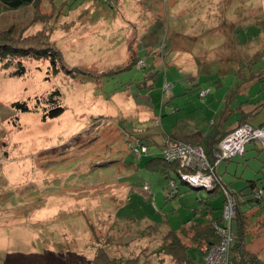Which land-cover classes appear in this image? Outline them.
I'll list each match as a JSON object with an SVG mask.
<instances>
[{
	"label": "rangeland",
	"instance_id": "1",
	"mask_svg": "<svg viewBox=\"0 0 264 264\" xmlns=\"http://www.w3.org/2000/svg\"><path fill=\"white\" fill-rule=\"evenodd\" d=\"M54 5L51 20L35 25L33 7L3 12L0 32L27 37L43 30L68 70L93 73L71 75L61 64L56 72L49 59L34 57L0 65V264H85L98 241L114 256L161 264L154 252L163 237L188 221L206 222V201L212 218L221 219L224 194L211 197L174 174L173 196L171 181L147 164L163 157V141L192 135L193 125L208 132L228 110L223 125L231 126L245 101L259 108L250 124H264V0ZM42 8L46 16L53 11L49 0ZM132 57L145 68L129 65ZM18 62L22 77L13 76ZM253 73L263 77L252 83ZM57 90L65 111L45 118ZM203 90L210 91L204 98ZM130 136L149 152L135 155ZM217 173L230 192L245 195L241 211L258 223L247 242L264 259V207L252 202L250 188L251 181L264 188L263 144L250 142ZM188 256L202 260L196 248ZM164 264L174 263L165 257Z\"/></svg>",
	"mask_w": 264,
	"mask_h": 264
},
{
	"label": "trees",
	"instance_id": "2",
	"mask_svg": "<svg viewBox=\"0 0 264 264\" xmlns=\"http://www.w3.org/2000/svg\"><path fill=\"white\" fill-rule=\"evenodd\" d=\"M44 2L45 0H0V14L6 11L11 12V11H17V10L33 7L35 11L34 15L36 20L33 22L32 25H35L39 22L45 23L50 21L51 18L53 17L55 12L54 10L55 5H54V0H49V2L53 5V9H52L53 11H51L49 15L46 16V14L42 12L43 9L42 6ZM28 57H34L36 59H49L50 63L53 65L56 72L59 70L58 65L61 64L65 68L64 70L71 75L74 73H78V74H83L85 76H91V74L93 73V72L91 73L89 70L86 72L84 70H68L64 65V59L62 53L57 48V46L54 45V43L50 42V34L46 33L43 30L38 31L36 34L27 37H25L24 35H17L12 28L0 32V65L1 63H5L6 61H8L3 66L4 68L10 67L13 63V60L24 59ZM140 62H143L144 64L140 66ZM18 65H19V69L15 73H13V76L22 77L26 73V68L25 66L22 65L21 62H18ZM129 65H137L139 69L145 68V62L140 61L135 57L131 58V60L129 61ZM260 76L262 78L263 73H260L259 75L253 73L252 78L249 80L253 83L257 80H260L259 79ZM166 84L169 83L164 84L162 88L164 93H167L165 91ZM49 96H50L48 97L49 99L47 98V103H49V105H52V107L47 112V114H45V118L59 117L65 111V108L62 106L60 100L61 92L57 90L52 94H50ZM245 103H247L248 105L245 106L244 105ZM15 105L18 108H20L23 112L30 111L26 103L24 104L18 103ZM242 105L239 108H237L238 112L241 113L240 116L237 118L234 124L232 125L230 124L231 126L225 127L226 123L223 125V122L227 119L225 118L226 117L225 115L228 112L227 110L224 112L222 116V123H220L219 125H215V123H213L214 128L212 130L208 132H204V133L200 132L196 134V136H198L200 139L194 145L203 147L209 160L212 163H214L215 161V154L218 152V146L221 140L230 133L237 130L242 124L244 123L250 124V120L254 116H256V114L259 111V108H257L258 106H255L249 101L243 102ZM258 128H264V124H262ZM134 139L139 141L144 147L147 148L146 153L149 152L147 144H145L142 139L139 138L132 139V137L130 136L128 141L129 143H131L132 150H133ZM171 142L172 140H169L164 143L161 150L163 151V157L153 158L148 162L147 166H149V168H151L155 172L162 173V175L166 176V178L169 181L175 182L176 178L174 174L179 176L178 169L180 168V163L179 162L170 163L165 161L164 159V150L167 147L171 146L172 144ZM183 142H187V141H183ZM133 153L137 155L134 152V150ZM146 153H141V155L138 156H142L143 154ZM232 159L225 161H231ZM221 163H219L218 166ZM216 173H217V168H216ZM218 177L220 179V183L217 184L212 190H209V194L211 195V197H215L220 192L223 193L224 206L226 204V196L223 188L227 190L232 196H234L237 203L236 214L231 220L230 224L227 220L224 219L223 213L221 219L219 220L213 219L212 213L214 209L212 208L211 203L209 201H206L205 203L207 206L206 209L209 212V215L205 217L206 222L188 221L181 226L180 230H170L163 237L164 238L163 242L154 252L155 256L158 259L161 257L159 260L161 264H164L165 257H170L172 262H174L175 264H197L195 260L190 259L188 256V251L190 248L198 249L204 261V257L207 255L209 250L213 246L218 245L221 242V237L216 233L215 225L223 229H227L230 225L233 240L230 246L229 264H264V259L260 257V253L253 251L252 249L253 246L249 247V244L247 242V236L250 233V230L252 233V229L250 227L251 226L255 227L258 223L252 222L254 223L253 225L249 223L248 222L249 215L247 216L241 211L240 206L241 204L245 203V201H243L241 197L245 198V195L242 192H237V193L230 192L227 189L226 185L223 184L222 178L219 175ZM182 183L187 184L185 182ZM177 188L178 186L176 187V189ZM250 188L254 192V196H255L252 199V202H255L259 206L264 207V188H257L256 183L253 181L250 182ZM195 189L200 190L199 188H195ZM259 191H262L263 194L260 197H256V193ZM177 194L179 193H173V196H176ZM223 211H224V207H223ZM259 225L263 226V223H259ZM98 242L100 243L99 244L100 246L96 248V253L94 255V258H92L85 264H144L141 263L139 256L137 257L127 256V255H121L120 257L114 256L112 254L113 251L105 249L103 243L101 241ZM142 252L143 249L141 250V253ZM203 261L202 263H198V264H203Z\"/></svg>",
	"mask_w": 264,
	"mask_h": 264
},
{
	"label": "built area",
	"instance_id": "3",
	"mask_svg": "<svg viewBox=\"0 0 264 264\" xmlns=\"http://www.w3.org/2000/svg\"><path fill=\"white\" fill-rule=\"evenodd\" d=\"M144 63L140 62V66ZM171 84L165 85V91L170 92ZM209 90H203L200 96L204 98ZM257 141L264 146V128H256L248 123L242 124L237 130L224 137L218 146V152L215 154V161L212 163L203 147L178 141L164 150V159L167 162H179L178 173L182 182L199 189L212 190L220 179L216 173L219 163L230 160L237 156H243L246 152V146L250 142ZM133 150L137 155L146 153L147 148L139 141L134 139ZM176 183L171 181L170 188L173 193L176 190ZM223 188V186H222ZM143 190L146 194L151 193L149 186L145 185ZM224 190L226 204L224 206L223 217L230 224L236 214V200L227 190ZM263 192L256 193V197L262 196ZM216 233L221 237V242L213 246L204 257L203 264H229V252L233 236L230 225L227 229L219 228L215 225Z\"/></svg>",
	"mask_w": 264,
	"mask_h": 264
},
{
	"label": "crops",
	"instance_id": "4",
	"mask_svg": "<svg viewBox=\"0 0 264 264\" xmlns=\"http://www.w3.org/2000/svg\"><path fill=\"white\" fill-rule=\"evenodd\" d=\"M192 131H193V133H192V135H190V136H189V135H186V136L183 135L182 137H178V138H175V137L172 136V137L169 138V140H170V139L172 140V142H171L172 144L178 142L179 140H180V141H182V140H183V141H187V140L183 139V137L185 136V138L190 139V142H193V143L195 144V143H197V142L199 141V139H200L198 136H196V134H197V133H200V132L202 133L203 131L200 130L199 127H198L197 125H193ZM203 133H204V132H203ZM142 140H143V139H142ZM143 142L145 143L144 140H143ZM188 143H189V142H188ZM172 144H171V145H172ZM191 144H192V143H191ZM163 145H164V141L161 143V148L163 147ZM147 146H148V145H147ZM161 150H162V149H161ZM151 152L154 153V152H157V150L154 148V149L151 150ZM219 166H220V165H219ZM168 258H170V257H168ZM170 261L172 262L171 258H170ZM202 261H203V258H202V260H201L200 263H202ZM172 263H174V262H172ZM174 264H175V263H174Z\"/></svg>",
	"mask_w": 264,
	"mask_h": 264
}]
</instances>
